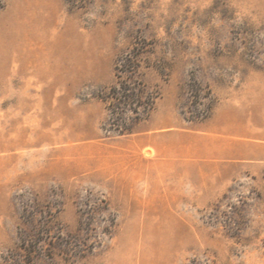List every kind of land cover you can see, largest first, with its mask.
I'll list each match as a JSON object with an SVG mask.
<instances>
[{"label":"rangeland","instance_id":"1","mask_svg":"<svg viewBox=\"0 0 264 264\" xmlns=\"http://www.w3.org/2000/svg\"><path fill=\"white\" fill-rule=\"evenodd\" d=\"M156 109L219 111L239 163L134 165ZM0 264H264V0H0Z\"/></svg>","mask_w":264,"mask_h":264},{"label":"crops","instance_id":"2","mask_svg":"<svg viewBox=\"0 0 264 264\" xmlns=\"http://www.w3.org/2000/svg\"><path fill=\"white\" fill-rule=\"evenodd\" d=\"M226 120L218 111L209 118L187 122L176 113L156 109L146 122H138L130 135H122V141L130 144L134 165L212 167L217 175H227L228 168L239 163L236 146L244 143L236 139L243 132L236 133ZM146 149L153 154H146Z\"/></svg>","mask_w":264,"mask_h":264},{"label":"trees","instance_id":"3","mask_svg":"<svg viewBox=\"0 0 264 264\" xmlns=\"http://www.w3.org/2000/svg\"><path fill=\"white\" fill-rule=\"evenodd\" d=\"M113 92H110L106 98H104L105 101H108L110 104V109L112 110V112H116L117 113H121L123 111H125V108L127 106H129L132 110H134L135 112L138 111V106L143 105V101H142V94L146 93L144 87H140L138 91L131 89L130 86L126 85V84H121L120 86H115L114 88H112ZM146 105L144 106L145 109L148 108V110L146 112H149V110L153 109L154 104L152 101L150 100H145ZM114 104V105H113ZM123 105V106H122ZM126 131H130V128L121 130V133H125ZM27 241L30 242L29 239H27ZM28 249V248H26ZM30 252H33V250L31 249Z\"/></svg>","mask_w":264,"mask_h":264}]
</instances>
